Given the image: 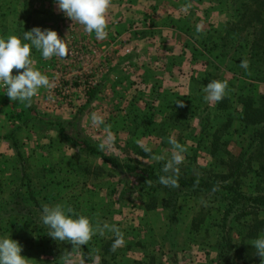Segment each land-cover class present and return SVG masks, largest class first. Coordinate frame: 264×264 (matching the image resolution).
<instances>
[{
	"label": "rangeland",
	"instance_id": "rangeland-1",
	"mask_svg": "<svg viewBox=\"0 0 264 264\" xmlns=\"http://www.w3.org/2000/svg\"><path fill=\"white\" fill-rule=\"evenodd\" d=\"M106 18L107 38L98 40L56 0H0V37L22 39L40 27L56 31L69 48L66 58L48 60L32 48L33 66L52 87L39 89L31 106L12 102L0 87V237L19 241L30 264H63L73 246L48 236L41 220L44 204L61 203L124 235L115 252L114 233L94 235L73 253L76 264L96 257L95 264H216L218 201L182 194L169 204L163 192L146 191L100 156L162 171L172 136L187 149L179 171L222 181L242 161V191L264 195V120H243L245 109L264 107V26L258 25L264 0H111ZM242 59L250 62L247 70ZM212 80H227L228 89L210 104L203 89ZM94 111L115 135L110 150L98 148L106 133L104 125H92ZM78 140L101 155L81 153ZM138 140L163 159H151ZM237 226L229 225L235 244ZM253 240L245 243L256 256ZM240 250L233 264H242Z\"/></svg>",
	"mask_w": 264,
	"mask_h": 264
},
{
	"label": "clouds",
	"instance_id": "clouds-1",
	"mask_svg": "<svg viewBox=\"0 0 264 264\" xmlns=\"http://www.w3.org/2000/svg\"><path fill=\"white\" fill-rule=\"evenodd\" d=\"M56 3L58 10L73 22L83 25L85 32L89 34L95 32L98 40L107 38L106 17L111 0H56ZM190 7V3L186 4L183 10L186 12ZM33 47L45 60L54 56L66 58L69 55L65 39H61L58 33L51 29L33 27L30 31H24L22 39L16 35H9L6 39L0 37V87L6 90L5 94L12 102L27 103L28 106H31L33 97L39 94V89L52 87L49 77L33 66L34 61L31 58ZM249 64L247 59H242L240 67L247 70ZM14 69L18 74L13 75ZM227 89V80H212L204 87L203 98L210 104L219 102L225 97ZM180 104L183 106V102ZM90 119L93 126L104 125L106 135L98 145L99 150L113 148L115 135L111 132L110 125L105 124L104 116L94 111ZM136 143L144 153L150 155L151 159L157 161L163 159L160 155L152 154V149L143 141L138 140ZM168 143L173 151L162 168L164 175L159 176V183L168 188H179V165L183 163L187 149L172 136L168 138ZM41 220L49 229L48 236L59 242H69L73 246L71 252L63 255V264H76L73 253L87 245L94 235L103 236L105 230L115 235L111 251L115 252L124 243V235L115 224L104 223L101 226L97 223L94 226L88 216L77 214L71 206L66 207L61 203L52 206L44 204ZM251 245L255 248L256 255L261 258V264H264V234L255 238ZM22 250L19 241L8 236L0 237V264H30V259L21 255ZM89 258L92 259L91 256ZM98 260L99 257H96L95 261ZM79 264H85V260L81 259Z\"/></svg>",
	"mask_w": 264,
	"mask_h": 264
},
{
	"label": "trees",
	"instance_id": "trees-1",
	"mask_svg": "<svg viewBox=\"0 0 264 264\" xmlns=\"http://www.w3.org/2000/svg\"><path fill=\"white\" fill-rule=\"evenodd\" d=\"M258 16L256 14V17ZM258 25L264 26V23H259ZM25 106H28L27 103H25ZM243 120L252 125L259 124L264 120V107L245 109ZM75 145L81 148V153L84 152L94 156L101 155L84 140L76 141ZM100 157L104 163L111 165L112 168L124 171L127 175L134 177L136 179L135 182L146 191L152 194L158 191L163 192L169 204H174L182 194H205L212 200L218 201L223 207V212L220 224L221 238L217 244L218 255L216 264H233L236 252L240 249L243 255L242 264H252L256 260L257 255L255 256L250 252L252 247L245 242L257 238L260 234H264V195L253 196L242 191L240 178L243 174V167L246 168L244 166L245 162L241 161L230 166L222 181L210 180L206 176L180 170L179 188H168L159 183V176L164 175L162 171L156 172L127 163L121 164L116 159L104 155ZM259 171L263 173L262 177H264V163L259 166ZM22 179H27L24 172L22 173ZM147 181L151 183L149 184ZM214 188L216 189L215 191L213 190ZM221 194L223 195L220 201L219 195ZM234 221L238 223L236 236L238 238L241 237L238 244L233 242L230 233L231 228L229 225Z\"/></svg>",
	"mask_w": 264,
	"mask_h": 264
},
{
	"label": "crops",
	"instance_id": "crops-1",
	"mask_svg": "<svg viewBox=\"0 0 264 264\" xmlns=\"http://www.w3.org/2000/svg\"><path fill=\"white\" fill-rule=\"evenodd\" d=\"M140 3L142 4V5H144V4H147L146 2H144V1H140ZM147 6H143V9L141 10V12L143 13V12H146L147 11Z\"/></svg>",
	"mask_w": 264,
	"mask_h": 264
}]
</instances>
